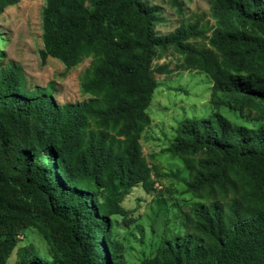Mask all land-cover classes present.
<instances>
[{
  "label": "trees",
  "instance_id": "obj_1",
  "mask_svg": "<svg viewBox=\"0 0 264 264\" xmlns=\"http://www.w3.org/2000/svg\"><path fill=\"white\" fill-rule=\"evenodd\" d=\"M16 1L0 0V10ZM209 9L213 25L187 21L161 34V9L145 0H44L40 60L68 70L89 58L79 82L88 99L59 104L53 82L30 86L21 67L0 64V264L27 228L49 257L29 242L15 264H122L123 201L165 175L140 138L157 86L152 61L168 48L209 75L212 111L178 121L165 148L198 199L185 231L163 230L137 264H264V0H210ZM221 107L253 110L259 123L235 124Z\"/></svg>",
  "mask_w": 264,
  "mask_h": 264
},
{
  "label": "rangeland",
  "instance_id": "obj_2",
  "mask_svg": "<svg viewBox=\"0 0 264 264\" xmlns=\"http://www.w3.org/2000/svg\"><path fill=\"white\" fill-rule=\"evenodd\" d=\"M145 1L161 9L162 20L156 26V31L161 34L187 21H197L199 25L214 24L210 16V0H177L181 3L180 13L172 0ZM43 5L44 0H17L0 10V64L8 66L12 63L21 67L30 86L53 82V96L59 104L85 101L88 96L81 92L79 82L89 58H82L68 70L56 58L40 60ZM190 42L206 44L201 39ZM152 66L157 86L146 109L150 123L143 130L140 143L147 162L165 175L157 177L153 173V191L146 193L135 187L123 201L130 212L126 224H120L116 229L122 264H137L140 259L152 256L163 230L185 231L183 214L198 199L185 191L183 178L188 177V172L181 160L165 148L173 138L178 121L184 117H203L212 111L209 102L211 78L207 73L186 67L183 56L172 48L158 52ZM219 111L235 124L256 126L259 123L253 110L240 113L221 107ZM29 242L35 245L40 255L49 257L43 237L35 229L27 228L20 233L7 264H15L17 248Z\"/></svg>",
  "mask_w": 264,
  "mask_h": 264
}]
</instances>
